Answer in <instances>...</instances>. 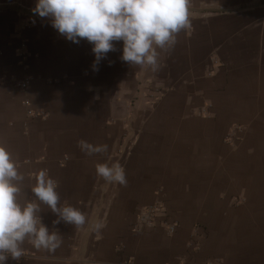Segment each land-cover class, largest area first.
Listing matches in <instances>:
<instances>
[{
    "label": "crops",
    "instance_id": "crops-1",
    "mask_svg": "<svg viewBox=\"0 0 264 264\" xmlns=\"http://www.w3.org/2000/svg\"><path fill=\"white\" fill-rule=\"evenodd\" d=\"M35 3L0 0V145L21 202L43 169L86 223L54 225L41 204L61 246L26 240L7 264H264V0H189L190 27L157 49L155 71L123 62L122 42L94 71L92 45ZM81 140L108 151L86 155ZM113 162L126 184L97 176ZM155 204L171 234L139 223Z\"/></svg>",
    "mask_w": 264,
    "mask_h": 264
},
{
    "label": "clouds",
    "instance_id": "clouds-1",
    "mask_svg": "<svg viewBox=\"0 0 264 264\" xmlns=\"http://www.w3.org/2000/svg\"><path fill=\"white\" fill-rule=\"evenodd\" d=\"M33 14L48 19L51 27L67 41L86 40L95 57L93 70L114 43L122 42L120 59L129 65L158 68L157 49H170L176 34L190 27L189 0H36ZM81 151L93 155L108 151L107 145L79 141ZM96 174L108 183L126 184L125 171L119 162L97 163ZM24 177L9 151L0 145V264L9 258L19 260L27 240L35 249L54 252L62 239L57 230L42 222L43 204L61 221L77 227L86 223L85 215L71 205H60L57 182L46 170L34 174L32 198L20 200ZM99 227V225H97Z\"/></svg>",
    "mask_w": 264,
    "mask_h": 264
},
{
    "label": "built area",
    "instance_id": "built-area-1",
    "mask_svg": "<svg viewBox=\"0 0 264 264\" xmlns=\"http://www.w3.org/2000/svg\"><path fill=\"white\" fill-rule=\"evenodd\" d=\"M26 84L21 85L22 89H26ZM163 216V209L159 204H155L149 207H146L143 210L142 215L139 217V223L143 228L155 227L158 224L166 225L165 221H160ZM168 228V232L171 234L174 229L175 225H166Z\"/></svg>",
    "mask_w": 264,
    "mask_h": 264
}]
</instances>
